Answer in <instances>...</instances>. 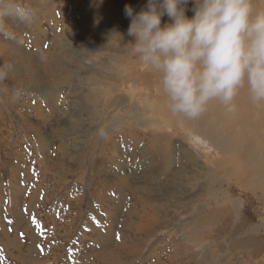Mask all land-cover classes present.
Returning a JSON list of instances; mask_svg holds the SVG:
<instances>
[{"label":"rangeland","instance_id":"rangeland-1","mask_svg":"<svg viewBox=\"0 0 264 264\" xmlns=\"http://www.w3.org/2000/svg\"><path fill=\"white\" fill-rule=\"evenodd\" d=\"M89 1L114 5L21 0L34 22L10 19L15 38L0 37V264H264L262 188L248 176L258 158L246 147L264 146V117L243 131L254 112L229 129L208 107L199 122L174 114L159 76H139L132 38L107 39L114 20L96 34L93 12L78 14ZM241 160L251 167L236 173ZM225 209L229 221L211 224Z\"/></svg>","mask_w":264,"mask_h":264},{"label":"clouds","instance_id":"clouds-1","mask_svg":"<svg viewBox=\"0 0 264 264\" xmlns=\"http://www.w3.org/2000/svg\"><path fill=\"white\" fill-rule=\"evenodd\" d=\"M124 14L131 51L159 74L174 114L197 119L214 100L231 111L245 84L264 101V8L254 0H145L138 11L126 4ZM10 19L28 26L35 12L0 0V37L15 38ZM7 76L0 68V81ZM99 135L106 138L103 128Z\"/></svg>","mask_w":264,"mask_h":264},{"label":"bare ground","instance_id":"bare-ground-1","mask_svg":"<svg viewBox=\"0 0 264 264\" xmlns=\"http://www.w3.org/2000/svg\"><path fill=\"white\" fill-rule=\"evenodd\" d=\"M102 1V0H101ZM89 3H90V5H91V8H90V6H89V8L90 9H92V10H89V11H83V10H80V11H78V14L79 15H81L82 17H88L90 14V11L91 12H93L92 13V17H93V19L97 22V23H99V25H101V27H99L100 28V30H98L97 28L98 27H96V29L95 28H93V29H95L96 31H95V33L96 34H104L105 32H106V24H107V22H109V21H113L114 20V24H112V25H110L109 26V29H110V32L108 33V36L107 37H105V38H107V39H111V38H114V41H116L117 43L118 42H120V40H123L124 38H125V35H126V31H127V26H123L122 24H120L119 23V21H120V16H123V14L121 13V11H118V9H120V8H122L123 10H124V7H125V5L127 4V5H131V6H133L137 11L140 9V7H141V4H143V3H140V2H138V1H136V0H114V5L112 4V3H108L107 5H108V7L107 8H105L104 7V4L102 5V4H96L95 5V3H93V2H90L89 1ZM106 5V6H107ZM254 5H255V7L257 8V9H259V8H264V0H254ZM43 7H46V5H44V3H43V5H42ZM41 6V7H42ZM120 7V8H119ZM57 8H59V7H57ZM56 8V9H57ZM61 8V7H60ZM44 10V9H43ZM69 9H67V8H64L63 7V9H60V11H61V13H60V15L63 17H61L62 18V21H61V23L63 22V26H65V25H67L66 26V28H65V32L66 33H70L73 37H75L76 38V36L74 35V32L72 31V30H70V27H69V18H68V11ZM41 12V11H40ZM74 13V12H73ZM70 14V13H69ZM76 14V13H75ZM72 15V14H71ZM52 15H50L49 17H51ZM89 18V17H88ZM85 19V18H84ZM165 20H166V18H164ZM90 20V19H89ZM60 21V20H59ZM84 22H85V20H84ZM90 22V21H89ZM92 22H94V21H92ZM163 22V21H162ZM60 23V22H59ZM58 23V24H59ZM80 23H82V22H80ZM85 23H87V22H85ZM85 23H83V25L85 24ZM110 23V22H109ZM86 25V24H85ZM58 26V25H57ZM56 26V27H57ZM91 26V25H90ZM95 26V25H94ZM55 27V26H54ZM58 27H60V26H58ZM111 27V28H110ZM87 30H92L91 28H88ZM52 31V30H51ZM93 31V30H92ZM60 32V31H59ZM55 33H56V31H55ZM57 34H58V32H57ZM60 34V33H59ZM89 34H91V32H89ZM92 35H93V33H92ZM56 36V35H55ZM96 36V35H95ZM78 37V36H77ZM104 38V39H105ZM103 39V40H104ZM54 40V39H53ZM75 40H77V38L75 39ZM62 39L61 40H56V41H54V48L55 49H58V51H60V49H61V47H62ZM78 41V40H77ZM71 42V41H70ZM113 42V41H112ZM53 43V42H52ZM109 43V42H108ZM102 45V44H101ZM51 46V45H50ZM117 46V45H116ZM53 48V49H54ZM5 54L2 56V59L4 58L5 59ZM57 57H58V55H57ZM3 59V61H6V60H4ZM53 59V58H52ZM54 60H55V58H54ZM53 60V61H54ZM136 65H142V63L140 62V60L139 59H137L136 60V63H135ZM58 65H59V63H58ZM21 68H23L24 69V71L25 72H27V73H31L32 71L34 72V74L36 75V66L34 65V64H32V63H28L27 62V64L25 63ZM146 68H147V70H148V72H146V73H143V74H141V75H139V76H150L151 78L152 77H154V76H159V74L158 73H156L154 70H152V69H150L149 67H147L146 66ZM21 70V69H20ZM57 70H58V68H57ZM23 71V72H24ZM139 71V70H138ZM32 74V73H31ZM30 74V75H31ZM40 73L38 72V75H39ZM50 74H51V72H47V73H44L42 76H40V77H42L41 78V80H38V81H42V82H44V79L45 80H47V78H48V75H49V77H51L50 76ZM28 75V74H27ZM26 75V73H25V76H27ZM126 75V74H125ZM44 78V79H43ZM35 79H37V77L35 78ZM34 79V80H35ZM156 79H158V81L157 82H159L160 83V77L159 78H156ZM30 80H32V79H30ZM154 82H155V80H154ZM160 88V87H159ZM164 94V93H163ZM162 95V94H161ZM160 95V96H161ZM162 97V96H161ZM233 105L235 106V108L236 109H232L231 111L229 110V108L228 107H226L225 105H223L222 106V104H221V102H219V101H211L210 103H209V105L207 106L208 107V113H211V115H213L214 116V118L216 119V120H218L221 124L222 123H225V124H227L229 127H228V129L231 127V123L232 122H234L237 118H241V117H243V116H248V113L249 112H254V116H252V117H249L248 116V118H247V120L248 121H251L252 122V126L250 127L249 125H248V123L247 122H242L241 123V130H243V131H248V130H250V129H255V125H256V119L257 118H259V117H264V101H254L253 100V98H252V96H251V94H250V92H249V89H248V87H247V84H245L244 86H242L239 90H238V92H237V95L234 97V100H233ZM220 104V105H219ZM182 117V116H181ZM204 117V116H203ZM182 118H184V120H189L188 118H186V117H182ZM213 118V119H214ZM202 118L201 117H199V118H197V119H195L196 121H200ZM191 120V119H190ZM219 131H220V134H221V132L223 131V130H221L220 128H219ZM226 131H227V129H226ZM196 132H199L200 133V135L202 134V135H204V131L203 130H196ZM209 132V131H208ZM206 133V132H205ZM210 133V132H209ZM210 134H212V133H210ZM209 135V134H208ZM207 138V137H206ZM213 138V140H215L216 138L215 137H212ZM209 139V138H208ZM212 140V141H213ZM227 140L232 144V146H234V142H233V139H232V137H230L229 136V138H227ZM215 142H217V140H215ZM221 146V145H220ZM237 146H239V145H237ZM225 147V146H224ZM235 147V146H234ZM248 149H250V151H251V158H252V160H253V154L258 158V165H259V172L257 173V172H252V171H249L248 172V176H249V181H250V183H252L253 185L256 183V184H258L259 185V188H262V192H261V199H263L264 200V158H263V154H264V146L263 147H256L255 146V148L253 147V146H246ZM227 148V147H226ZM222 150H224V148H221ZM245 158V160H247V156H245L244 157ZM230 161V160H229ZM241 163L242 164H239L240 165V169H238V170H236V173H240V171H241V169L243 168V167H251V162H246L245 164L242 162V160H241ZM221 212H223V213H220V211H218V212H214V219L213 220H210V223L212 224V223H215V222H217V221H219L217 218L218 217H220V218H222L223 220H225V221H229L228 220V218H227V215H228V209L226 210L225 209V211L223 210V211H221ZM203 223V222H202ZM201 223V224H202ZM208 223H209V221H208ZM199 224V223H198ZM199 234V233H198ZM201 236L203 237V234H201ZM201 237V238H202ZM200 238V239H201ZM247 243V242H246ZM244 241L243 242H241V244H240V246H245V244H246Z\"/></svg>","mask_w":264,"mask_h":264}]
</instances>
